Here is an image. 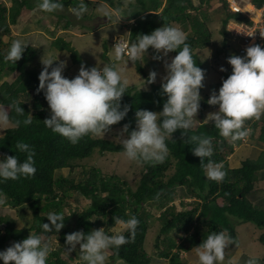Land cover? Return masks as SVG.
I'll return each mask as SVG.
<instances>
[{
  "label": "trees",
  "instance_id": "1",
  "mask_svg": "<svg viewBox=\"0 0 264 264\" xmlns=\"http://www.w3.org/2000/svg\"><path fill=\"white\" fill-rule=\"evenodd\" d=\"M94 1L85 0V3L89 6L90 2ZM97 1L114 4V0ZM135 1L131 3V10L127 17V20H135L128 26L131 31L128 35L130 42L134 41L139 34L151 33L164 24L174 26L176 23H183L191 30L187 34L186 42L191 46L193 59L205 70L208 62L200 54V50L209 47L212 43V32L204 20L208 17L206 15H203V19L199 17V11L205 0H199V3H196L197 0H165V5L164 0ZM208 1L210 2L207 0V3ZM221 1L226 11L222 29L226 36H228L229 21L252 23L248 16L232 9L227 0ZM38 2L39 0H12V5L8 6L0 1V78L5 75L7 77L12 74L17 75L11 82L4 79L6 82L0 85V107L6 108L11 120V126L6 128L4 135L0 137V152L3 158L7 155H17L23 162L27 158V153L16 149V143L18 141L28 143L35 151L36 167V173L32 177L9 179L0 183V193L6 196L7 203L13 206L16 213L25 207L31 211V220L28 217L21 220L26 222V226L20 231H17L20 227L19 221L15 220L18 216L9 217L0 214V251L6 250L13 243L20 242L30 233H34L46 242L54 239L62 245L50 254L48 264H70L61 256L62 248L68 245L65 243L67 234L78 230L88 233L105 225L115 226L113 219L115 216L127 219L135 215L140 223L134 238L126 232L125 235L129 236L130 242L118 249H109L111 261L150 264L151 257L146 248V240L151 225L157 221L161 224L155 242L158 256L168 259V264H190L182 260L181 252L195 249L212 231L220 232L226 229L233 237L235 241L233 243H237V229L232 221L234 217L245 222L250 221L263 229L264 207L256 205L250 199V195L255 191L259 173L264 172V149L256 158L244 159L240 167H229L228 157L247 139L230 142L219 134L214 122H202L204 110L210 105L207 103V98L200 101L199 124L194 125L190 133L183 135V130L178 129L172 134V138L166 141L169 155L164 163L141 162L144 171L136 189L119 176L103 174L97 167L88 170L86 178L79 181L64 175L56 176V172L64 168H70V171H73L77 160L91 156L96 147H100L102 152H123L124 149L121 143L105 138H95L93 135L85 136L78 143L72 144L67 138L45 126L43 120L50 118L51 113L48 111L50 107L44 92L37 91L41 71L30 66L37 56L35 48L27 45L22 58L15 65L5 62L4 56L13 41H6L3 35L10 36L11 25L16 24L22 14L39 9ZM62 3L64 4L62 11L47 13L39 10L60 18L67 17L65 27H69L74 22L67 14H64V10L77 7L80 0H62ZM254 3L262 6L264 0H254ZM87 17L86 12L80 19ZM53 45L61 50L70 49L73 61L83 64L80 55L69 47L70 44L62 36L57 37ZM224 46L229 52L226 58L234 55L230 53L231 46L225 41ZM261 47H264V44ZM170 53L178 54V50ZM104 57L107 59L106 55ZM136 65L138 71L145 74V68L140 61H137ZM224 75L227 78L229 72L225 71ZM203 83L204 87L200 89V94L205 90V79ZM161 85L162 82H154L150 84L148 90L128 86L127 92L121 99V108L127 105L130 110L123 120L111 127L129 124L130 132L136 128L137 109L162 111L167 96L162 94ZM18 105L24 109L23 115L15 111ZM29 116L32 123L25 126L22 121ZM16 120L21 121L19 126H16ZM249 127L252 128L249 139L257 135L258 141L264 146V116L260 119L247 120L245 128L249 129ZM191 135H203L212 139L214 154L210 159L215 163H222L227 173L222 182L206 178L201 158L192 152L195 144L188 143ZM208 159L205 158L204 164H207ZM172 164L175 170L168 175ZM180 187L184 190L180 195L181 205L185 207L183 210H177L174 203L176 189ZM71 191L80 192L90 199L89 206L82 210L75 209L73 213L68 212L71 205L67 199ZM189 197L192 200L186 202L185 199ZM151 207L162 210L160 215L155 216ZM49 212H59L66 216L64 227L59 232L54 229V226L51 232H45L42 229L43 222L51 226V222L46 217ZM29 213L25 215L28 216ZM70 213L72 214L68 216ZM94 216H96L95 220L92 219ZM107 231L110 232V230ZM175 234L183 242H178ZM259 241L264 244V232L260 235ZM51 244H53L52 241ZM261 256L264 260V255ZM0 264H3L2 260Z\"/></svg>",
  "mask_w": 264,
  "mask_h": 264
},
{
  "label": "clouds",
  "instance_id": "2",
  "mask_svg": "<svg viewBox=\"0 0 264 264\" xmlns=\"http://www.w3.org/2000/svg\"><path fill=\"white\" fill-rule=\"evenodd\" d=\"M38 7L41 11L53 13L62 11L64 4L62 0H39ZM70 10L80 19L88 11V6L85 0H80L79 5ZM186 41L187 35L181 28L164 24L151 33L139 34L130 43L123 42L121 38L114 45V61H124L126 64H135L137 61L143 64L150 47L157 53L154 56L157 60H164L169 52L178 50V54L170 62L164 60L166 75L162 78L161 87L162 94L167 99L162 111L137 109L136 128L129 132L130 125L125 124L121 130V144L130 161L164 163L169 155L166 141L178 129L183 130L182 135L190 133L194 120H198L196 116L201 107L200 89L204 87L205 70L193 59L191 46ZM27 45L28 42L14 40L4 56L5 62L15 65L22 58ZM57 60L55 57L42 59L44 68L38 77L37 91L44 92L51 110L50 118L43 120L45 126L67 138L72 144L88 135L104 138L111 126L123 120L130 110L127 105L121 108V99L129 84L128 79L122 75L124 69L117 67L115 62L102 68H86L82 64L79 74L70 79L63 75L67 62L59 61L53 66ZM227 61L232 66V73L223 79L218 94L214 90L207 101L210 105H218L219 109L209 112L204 121L214 122L219 134L234 143L250 135V129L245 128L247 120L264 116V47L254 44L247 47L245 56L231 55ZM221 71L227 69L221 66ZM156 78L157 72L151 71L147 81L143 79V87L146 83H154ZM5 82L0 80V85ZM15 111L19 115L25 113L20 105L16 106ZM10 122L6 108L0 107V129H6L3 126ZM22 123L25 126L30 125L31 116ZM15 124L19 126L21 121L16 120ZM188 143L195 144L192 152L201 158L206 178L222 182L227 173L222 163H215L210 159L214 154L212 139L203 135H191ZM16 149L26 152L27 158L23 162L17 155H7L0 159V183L9 179L29 178L36 173L34 149L22 141L16 143ZM205 158H209L207 164H204ZM6 204L5 196L0 193V206ZM46 217L51 226L43 222L41 227L45 232H51L53 226L57 232L64 227L66 216L63 213L49 212ZM113 219L115 226L110 232L102 227L88 233L78 230L67 234L65 243L71 246L69 251L79 245V258L84 264H108V250L118 249L129 243V236L125 233L134 238L140 223L135 215L127 219L115 216ZM15 220L20 225L17 231L26 226V222L19 218ZM233 241L226 229L212 231L195 247L198 264H224L225 249ZM53 251L55 248L51 242L30 233L27 238L0 251V260L3 264H48V258ZM227 264H241V257L234 255ZM244 264H258V258L249 257Z\"/></svg>",
  "mask_w": 264,
  "mask_h": 264
},
{
  "label": "rangeland",
  "instance_id": "3",
  "mask_svg": "<svg viewBox=\"0 0 264 264\" xmlns=\"http://www.w3.org/2000/svg\"><path fill=\"white\" fill-rule=\"evenodd\" d=\"M0 1L5 2L8 6L12 5V0ZM94 2H90L87 11L88 17L85 19H77V17L70 10L71 8H68L67 11L64 10V14H67V16L74 22L69 27H65L66 20L68 19L67 17L60 18L55 15H49L41 12L37 8L27 11L22 14L16 24L11 25V34L10 36L3 35L4 39L6 41H14L19 39L21 41L28 42V46L35 48L37 50V56L30 66L38 71H42L44 68L42 59L54 57L58 58L57 61H54L53 66L59 63V61H66L67 66L63 72V75L70 79L79 74V69L82 64L75 63L73 61L72 51L70 49L61 50L53 45V41L59 36H62L70 44L69 47L73 48V50H76L83 61V65L86 68L97 66L102 68L104 65L112 64L115 62V41H118V39L121 38L128 39V35L131 33L130 27L128 26L132 25L134 22L127 21V17L131 10V3H135L136 1L114 0L113 5L104 1L98 2L95 0ZM196 3H199V0H197ZM199 12V17H201V19H203V15L208 17L204 20H206L208 28L212 32L211 45L200 50V54H202V56L205 57L206 61L208 62L205 68V90L201 93V100H205L206 98L208 100L214 90L218 94L219 88L222 86L223 79H226L224 75L225 71H221V66L227 69L226 72H229V75L232 73V66L227 61L226 57L229 52L224 46V41L229 43V38L222 32L223 19L226 16V11L224 10L222 1L210 0V2L208 1L207 3V0H205L201 11ZM118 18L121 19L118 21ZM174 26L181 28L186 33V35L191 31L190 27H186L183 23H176ZM238 47L239 42L232 40L230 53L236 55L238 53ZM104 55H106L107 59H105ZM155 55H157V53L150 47L148 53L145 54V60L142 64L145 68V74L138 71L136 63L132 64L129 62V64H126L124 61L115 62L117 67H122L124 69L122 75L124 78L128 79V86L141 89L144 85V80L147 81L149 73L153 70L157 72V78L155 82H163L162 78L166 75L164 60L170 62L171 59L177 54L169 52L168 56L165 57L164 60L154 59ZM126 59L127 57H125V60ZM50 70L51 68H49V71ZM16 76V74H12L8 77L5 75L1 77L0 80L7 79L11 82ZM142 89H150V84L146 83ZM218 109V105H209L208 108L204 110L203 118L205 119L209 112L218 111ZM48 111L51 113L50 109ZM196 119L198 120H194L195 126H197L201 121L199 112L197 113ZM204 119L202 122H205ZM9 126H11L10 123L3 127L8 128ZM123 126L124 125L111 127V130L105 134L104 138L112 140L115 143H121L119 136ZM249 129L252 130L251 127H249ZM4 131L5 129H0V137L4 135ZM124 136L126 137L127 133H125ZM94 137L102 138L98 136ZM257 138V135H254L253 138H248V141H243V143L248 142L251 144L255 141L256 144L261 146L262 144L260 142L257 143ZM237 147L238 150H240V147ZM260 148V151H263V145ZM256 150L258 153H253L250 158H256L259 155V149L256 148ZM0 159H3V154L1 152ZM230 164L231 162L228 164L229 167H231ZM94 167H97L103 174L119 176L122 180L127 181L133 189L137 188L144 171L141 162L130 161L124 154V151L102 152L100 147H96L91 156L77 160L73 171H70V168H64L58 170L56 172V176L64 175L66 177L75 178L77 181H79L86 178L88 175V170H91ZM174 170L175 169L172 164L168 175H171ZM260 177H264V172L260 173ZM263 185L264 181L261 180L256 192L250 195V199L253 200L256 205L264 207ZM176 192L177 193L176 197L174 198V203L176 204L177 210H183L185 207L181 205L182 198L180 195L184 192V190L180 187L176 189ZM185 200L188 202L192 199L189 197ZM67 201L71 205L70 208L72 209H68V212H72L75 209L82 210L89 206L91 202L90 199H87L83 196V194L77 191H71ZM150 209L155 216L160 215L162 211L154 207H151ZM28 212H30L29 215H25ZM0 214H5L9 217H11V215H14L15 217L18 216L20 220L28 217L31 220V211L28 207H25V209L22 208L20 212L16 213L15 210H13V206L8 203L5 206H0ZM92 219L95 220L96 216H94ZM232 221L237 229V243H231L226 247L224 264H227L228 260L234 255H239L241 257V264H244V261H246L249 257H257L258 264H264L263 256H261L264 255V244L259 241V237L264 232V228H259L250 221L245 222L244 220H240L236 217H234ZM73 223L74 222L72 220V224ZM160 225V222L155 221V223L151 225L147 234L146 248L148 250L149 256L151 257L150 264H168L169 262L168 259H163L158 256V252L155 247L156 236L159 233ZM102 227L105 229V231H111L114 226L105 225L101 226L100 228ZM173 233L176 232L173 231ZM172 235L174 236V234ZM175 236L178 238V242H183V240L179 238L177 234H175ZM51 241L53 243L52 246L55 249H59V247L62 246L58 244L57 240L53 239ZM70 248V245L64 246L61 250V256H63V258H65V260H67L70 264H84V262L79 258L80 246L77 245L76 249L69 251ZM193 250H183L181 252L182 260L189 262L190 264H198V257ZM175 251H177V249H175ZM108 264L128 263H125L121 260L111 261L108 253Z\"/></svg>",
  "mask_w": 264,
  "mask_h": 264
},
{
  "label": "built area",
  "instance_id": "4",
  "mask_svg": "<svg viewBox=\"0 0 264 264\" xmlns=\"http://www.w3.org/2000/svg\"><path fill=\"white\" fill-rule=\"evenodd\" d=\"M251 0H231L233 8L239 11H243L244 7ZM264 4H262L263 6ZM257 9L259 7H256ZM252 19V23L246 24V22H241L234 24L229 29L232 30L233 37L241 35L245 46L250 44L253 40L256 39V42L264 43V7L260 9V14L257 16L255 12H245ZM252 34V35H251ZM241 48V52L245 53L246 47Z\"/></svg>",
  "mask_w": 264,
  "mask_h": 264
},
{
  "label": "bare ground",
  "instance_id": "5",
  "mask_svg": "<svg viewBox=\"0 0 264 264\" xmlns=\"http://www.w3.org/2000/svg\"><path fill=\"white\" fill-rule=\"evenodd\" d=\"M228 2H229V5L231 6V8L232 9H234L235 11H237V12H239V13H242V14H244L245 16H248V15H246V11H249V12H255V14L258 16L259 14H260V9L262 8V7H264V5L263 6H258V5H256L255 3H254V0H251L249 3H247L246 4V6L243 8L244 10L243 11H239V10H236L235 8H233V6H232V4H231V0H227ZM256 7H259L258 9L256 8ZM249 17V16H248ZM250 18V17H249ZM251 19V18H250ZM127 21H133V22H135V20L134 19H129V20H127ZM251 22H252V19H251ZM239 24V23H241V22H237V21H235V20H231V21H229L228 23H227V29H228V41H229V43H227V44H229V46H231V41L233 40V41H238L239 42V47H238V50H237V56L239 55V56H244V55H246V51H245V53H242L241 52V48L242 47H244L245 46V43H244V41H243V37L241 36V35H238V36H235V37H233V33H232V30H230L229 28L231 27V26H233L234 24ZM249 22H246V24H248ZM130 35V34H129ZM119 40L120 39H118V41H115V44L116 43H118L119 42ZM122 41L123 42H129L130 43V40H129V36H128V39H126V38H123L122 39ZM227 42V41H226ZM254 44H259L260 46H263V42H256V39L255 40H253L250 44H248V45H246L245 47L247 48V47H249V46H252V45H254ZM248 138H249V136L246 138L247 140H248ZM258 189V188H257Z\"/></svg>",
  "mask_w": 264,
  "mask_h": 264
},
{
  "label": "crops",
  "instance_id": "6",
  "mask_svg": "<svg viewBox=\"0 0 264 264\" xmlns=\"http://www.w3.org/2000/svg\"><path fill=\"white\" fill-rule=\"evenodd\" d=\"M257 143H259V141H257ZM239 147H240V150H238V147H237L236 150H234L229 157L228 161L231 162L230 166L232 168L240 167L242 164V161L246 158H250L253 153H258V152H256L257 151L256 148L259 149V151H260V149H261L260 147H262V145L260 146V145L256 144V142L254 141L251 144L248 142L242 143V145H240ZM260 173H262V172H260ZM260 173H259V181L255 187L254 192H256L258 185L260 184L261 180L264 181V177L261 178ZM259 191H261V190H259ZM261 192H263V191H261ZM193 251H195V250H193Z\"/></svg>",
  "mask_w": 264,
  "mask_h": 264
}]
</instances>
